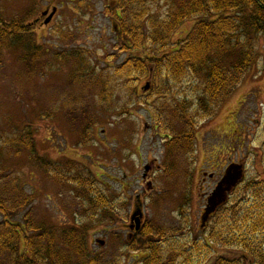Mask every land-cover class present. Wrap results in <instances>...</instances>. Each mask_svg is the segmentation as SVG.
I'll use <instances>...</instances> for the list:
<instances>
[{"label": "rangeland", "instance_id": "374dc122", "mask_svg": "<svg viewBox=\"0 0 264 264\" xmlns=\"http://www.w3.org/2000/svg\"><path fill=\"white\" fill-rule=\"evenodd\" d=\"M116 4L117 0H0L4 20L21 19L32 34L34 47L43 49V52L30 51L37 56L24 60L26 50L22 44L0 48V128L12 135L30 124L38 154L53 162L72 160L78 170L94 179L95 193L107 196L111 205V209L100 208L97 211L100 217L95 221L91 211L82 206L80 198L83 197L78 198L75 187L57 181L41 166L23 162V158L15 175L32 197L31 210L36 220L56 226L81 225L86 230L87 246L92 254L103 261L115 258L121 264H140V256L145 255L150 241L146 236H138L129 242L128 231L122 224L128 222L136 196L144 198L143 212L148 225L175 230L176 235L171 234L169 238L192 250L196 240L207 237V231L201 230L199 224L206 197L217 183L208 177L210 171H219L224 164L225 171L229 163H236L243 166L242 181L264 179L261 147L264 38L258 39V61L220 102L215 113L198 124L194 153H184L182 143L177 142L175 147H169L167 154V136L180 133L182 123L169 116L178 103L166 100L164 95L157 96L156 91L171 85L187 86L180 83L183 77L176 82L170 79L166 63L171 62V50L181 45L198 17H191L175 30L166 29L162 33L169 36L170 43L169 53L163 59L165 64L158 70L160 73L151 68L148 77L132 84L133 98L129 97V85L122 80L115 84L113 102L100 106L93 89L85 91L79 81L69 85L72 68L55 59L58 52L80 49L92 64L105 71H110L108 66L112 68L124 61L130 52H119L114 15L107 10L117 8ZM51 5L57 11L52 22L44 26L34 23L39 13ZM147 5L148 18L152 14L157 20L167 14L163 0H153L137 6L134 15L146 12ZM62 33L66 39L60 37ZM159 47L155 46L156 52ZM168 47L165 46V51ZM187 81L188 78L183 79ZM73 96L94 107L89 110L95 120L91 139L83 144L79 143L78 128L65 117L66 109L73 108L70 100ZM147 100L148 105L143 103ZM160 113L164 122L159 125L155 120ZM149 158L156 159L160 168L152 166L151 176L156 187L148 194L142 177ZM107 216L112 217V223ZM160 239L156 235L153 242ZM212 253L198 257L194 264H212L217 256L235 259L240 257L241 250L217 245L213 246ZM168 256L174 258L172 252ZM177 261L176 264H183Z\"/></svg>", "mask_w": 264, "mask_h": 264}, {"label": "trees", "instance_id": "16d2710c", "mask_svg": "<svg viewBox=\"0 0 264 264\" xmlns=\"http://www.w3.org/2000/svg\"><path fill=\"white\" fill-rule=\"evenodd\" d=\"M149 1L153 0H117V8H107L108 13L114 15L119 52H130L118 66H108L110 71L98 69L80 49L58 52L55 59L72 68L69 85L79 81L85 91L93 89L100 106L113 102L115 84L122 80L129 85V97L133 98L132 84L148 77L151 68L158 71L165 64L163 59L169 53L170 43L169 36L162 33L166 29L175 30L191 17H198L181 45L171 50V62L166 63L170 79L176 82L183 77L180 83L187 86L171 85L156 91L157 96L164 95L166 100L178 103L169 116L181 121L182 130L171 136L166 144L168 149L179 142L182 151L189 154L194 149L198 124L215 113L220 102L258 61V39L264 38V0H163L167 9L163 18L155 20L152 14L147 17L150 3L146 12L134 15L137 6ZM60 37L66 39L63 33ZM19 44L26 50L24 60L37 56L30 51L40 49L43 52L37 45L34 47L32 34L21 19L4 20L0 6V48ZM184 78H188L187 83L183 82ZM70 100L73 108L66 109L65 117L78 128L79 143L83 144L91 139L95 120L89 110L94 107L80 97L73 96ZM143 103L150 104L148 100ZM156 121L159 125L164 122L161 113ZM31 127L25 124L12 135L0 128V264H121L115 258L103 261L92 254L87 246L86 230L81 225L56 226L34 218L32 197L15 175L18 162L23 158V162L41 166L57 181L75 187L78 198L83 197L80 198L82 206L91 211L90 216H94L95 221L100 217L97 211L107 210L111 205L107 196L95 193L94 179L78 170L72 160L53 162L40 156ZM162 128L166 130L167 127ZM261 147L264 166V139ZM107 218L112 223V217ZM206 228L210 245L241 250L238 258L217 256L212 264H243L246 260L251 264H264V179L240 182L209 218ZM138 234L150 241L146 248L148 254L141 256L140 264H176L177 260L194 264L198 257L213 254L203 239L196 240L192 250H187L169 238L171 234L176 235L175 230L158 229L153 224H146ZM156 235L161 239L153 242ZM171 252L174 258L167 260Z\"/></svg>", "mask_w": 264, "mask_h": 264}, {"label": "water", "instance_id": "95a60500", "mask_svg": "<svg viewBox=\"0 0 264 264\" xmlns=\"http://www.w3.org/2000/svg\"><path fill=\"white\" fill-rule=\"evenodd\" d=\"M56 8L52 9V12L45 20V24H47L52 16L54 15ZM47 11L42 13V16H45ZM36 22V21H35ZM145 90L148 89V85L145 86ZM151 169V166H145L146 174L143 175L145 179L147 176V172ZM243 173V169L241 165L233 164L230 165L225 173V176L222 180L217 184L215 189L212 191L211 195L207 199V204L204 210V213L201 217V227H203L208 220V217L216 210V208L226 201V193L229 192L241 179ZM146 183V182H145ZM146 190L151 188V184L148 182L145 184ZM140 217L141 212L138 210L132 215V219L135 221V229L138 230L140 228Z\"/></svg>", "mask_w": 264, "mask_h": 264}, {"label": "flooded vegetation", "instance_id": "af4514ba", "mask_svg": "<svg viewBox=\"0 0 264 264\" xmlns=\"http://www.w3.org/2000/svg\"><path fill=\"white\" fill-rule=\"evenodd\" d=\"M52 6L53 5H51V7H45L40 13H39V15L34 19V20H37V25L38 24H42L41 26H44V22H45V20L48 18L47 16L51 13V8H52ZM54 7V6H53ZM47 10H49V12H48V14H46V16H42V13H44V12H46ZM56 15V14H55ZM54 15V16H55ZM54 16H53V18H54ZM53 18L52 19H50V22H49V24L52 22V20H53ZM151 161H153V166H156L157 168H160L159 167V165H157V161H156V159H148V162H151ZM147 162V163H148ZM225 165V164H224ZM224 165H222L221 166V169L219 170V171H210L207 175H208V177L210 178V179H212L213 181H216V182H218V181H220L221 180V178H222V176H223V174H224V168H225V166ZM191 173H192V171H191ZM152 173L150 172L149 174H148V177H147V180H149L151 183H152V189L154 190V188L156 187V185L154 184V181H153V178H152ZM204 176H206V173H204L203 174ZM153 190H151L150 192H152ZM150 192H148V194L150 193ZM143 194H145V193H143ZM137 199H143V197L142 198H140V196L139 197H137ZM145 223V216H143V219H142V224H141V227L143 226V224ZM131 225H133V223L130 221V219H129V222L128 223H125V225H124V227H125V230H127L128 231V234L129 235H131L132 234V237L134 236V234H135V230H131L130 229V226Z\"/></svg>", "mask_w": 264, "mask_h": 264}]
</instances>
